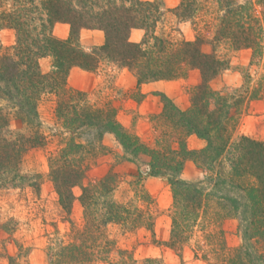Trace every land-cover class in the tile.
Segmentation results:
<instances>
[{"label":"trees","instance_id":"trees-1","mask_svg":"<svg viewBox=\"0 0 264 264\" xmlns=\"http://www.w3.org/2000/svg\"><path fill=\"white\" fill-rule=\"evenodd\" d=\"M168 11L192 24L202 11L215 13L217 29L209 40L160 35L157 26ZM57 22L70 24L67 39L53 35ZM2 28L15 29L17 39L14 46H4L0 40V182L22 187L32 178L28 184L40 195L41 174L28 175L22 164L25 154L43 146L46 137L33 126L24 133L12 129L10 116L32 125L43 95L54 94L57 119L70 133L66 145L48 158L49 176L70 227L64 237L52 239L47 264H163L161 258H138L134 247L122 246L111 230L113 225L123 234L145 229L154 244H165L181 257L189 246L208 264H264V142L239 133L244 102L240 95L211 85L229 67L223 49H251L252 58L263 55L264 0H181L171 9L163 0H0ZM82 28L103 30L105 43L87 50L78 37ZM134 28L144 30L140 41L130 39ZM205 43L210 49L204 48ZM48 55L53 69L44 73L39 59ZM102 60L129 68L139 85L186 78L193 69L200 71L201 82L191 88L188 109L162 94L164 106L152 116L156 135L149 143L119 121L111 100L94 103L86 92L68 86L74 66L94 71ZM261 92L256 90L251 98H259ZM107 133L115 135L126 159L139 161L147 156L146 174L164 178L170 186L173 203L167 240L156 237V202L143 185L125 200L117 198L116 172L83 184L90 152H95L94 157L109 151L103 143ZM193 134L206 141L203 148L189 147L187 140ZM188 160L204 168L203 179L181 177ZM143 176L140 170L135 184ZM76 185L82 190L81 224L72 218ZM239 215L243 242L230 247L224 222ZM8 223L4 230L12 233L15 228ZM6 252H0L6 264H28L22 261V248L16 254Z\"/></svg>","mask_w":264,"mask_h":264},{"label":"rangeland","instance_id":"rangeland-1","mask_svg":"<svg viewBox=\"0 0 264 264\" xmlns=\"http://www.w3.org/2000/svg\"><path fill=\"white\" fill-rule=\"evenodd\" d=\"M215 16V13L209 14L202 11L195 20V24H192L191 21H180L168 11L163 21L157 26V33L187 40H195L197 36L209 40L217 29ZM60 23L66 22H57L53 26L52 33L58 39H67L71 33V26L69 23H66L69 26H62ZM143 35L144 30L134 28L130 39L140 41ZM78 37L81 46L87 50L105 43V33L98 28H82ZM16 39L15 29L0 30V40L4 46H14ZM204 48L210 49V46L205 43ZM223 52L228 53L229 67L212 79L211 85L223 93L235 94L236 97L240 95L244 102L241 107L243 113L239 120V133L252 140L264 142V52L262 56H255V58H252L251 49L239 51L223 49ZM13 53L15 54V51ZM15 61L21 62L20 57H16ZM39 63L42 72L52 71V56L41 57ZM67 82L69 87L86 92L91 102L101 104L106 99L111 100L118 108L119 121L143 140L151 143L156 135L152 116L161 113L163 109L162 94L170 97L181 109H188L192 105L191 88L201 82V73L198 69H193L186 78L151 81L139 85L136 76L129 68L119 67L107 60H102L94 71L74 66L69 72ZM260 89L262 92L259 98L252 99L251 94ZM2 94L0 92V106H2ZM56 98L54 94L43 95L38 105V117L37 119L32 117V125H27L15 115L10 116L12 129L24 133L33 126L34 130H40L46 137L43 146L32 148L25 154L22 164L24 172L28 175L41 174L40 195L36 194L28 184L32 178L25 180L22 187L11 186L10 182L8 184L0 182V252L4 254L9 251L16 254L22 248V261L28 264H47V252L52 239L64 237L70 227L49 176V156L56 154L64 147L65 141L69 140L70 136L57 119ZM103 143L109 151L106 153L100 151L94 157L95 152H90L91 165L83 184L116 172L120 179L117 198L125 200L133 198L135 187L139 188L143 185L156 202V237L161 242L167 240L171 229L169 213L173 203V193L167 181L164 178L146 174L148 171L146 162L149 160L147 156H142L139 161L126 159L127 156L114 134H105ZM187 143L192 149H200L206 145V141L195 134L188 138ZM140 170L144 176L137 185L135 182L138 180ZM205 174L204 168L188 160L181 177L188 181L199 180L203 179ZM81 191L79 185L73 187L76 198L72 206V218L79 224L83 220V207L79 200ZM240 218H242L240 215L233 216L224 222L226 241L230 247H237L243 242L239 230ZM12 219L17 223L10 222ZM6 223L15 228L12 233L5 232L3 226ZM111 230L122 246L134 247L138 258L154 256L161 258L163 264H208L201 257H196L189 246L185 247L181 257L165 244H154L151 233L145 229L123 234L121 230H118V226L113 225ZM0 264H6V260L0 259Z\"/></svg>","mask_w":264,"mask_h":264},{"label":"crops","instance_id":"crops-1","mask_svg":"<svg viewBox=\"0 0 264 264\" xmlns=\"http://www.w3.org/2000/svg\"><path fill=\"white\" fill-rule=\"evenodd\" d=\"M165 1V5L166 7L168 8H172L174 6H177V4L179 3V0H164ZM60 25L62 26H69L68 24L66 23H60ZM101 32V31H100ZM87 40V39H86ZM88 41V40H87Z\"/></svg>","mask_w":264,"mask_h":264}]
</instances>
